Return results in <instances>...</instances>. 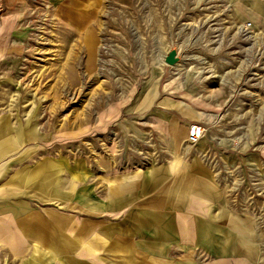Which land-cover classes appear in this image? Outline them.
<instances>
[{"label":"rangeland","instance_id":"rangeland-1","mask_svg":"<svg viewBox=\"0 0 264 264\" xmlns=\"http://www.w3.org/2000/svg\"><path fill=\"white\" fill-rule=\"evenodd\" d=\"M5 17L0 207L63 208L64 185L199 149L215 214L248 218L247 261L264 264V1L16 0ZM41 161L44 192L15 181Z\"/></svg>","mask_w":264,"mask_h":264},{"label":"crops","instance_id":"crops-1","mask_svg":"<svg viewBox=\"0 0 264 264\" xmlns=\"http://www.w3.org/2000/svg\"><path fill=\"white\" fill-rule=\"evenodd\" d=\"M15 1L0 0V104L5 28L11 24L2 19V3ZM194 150L171 147L158 160L95 177L90 186L64 183L56 195L63 208L43 212L2 200L0 264H249L254 251L247 240L248 218L215 214L223 194ZM53 169L41 161L20 170L15 181L44 192L49 181L42 177ZM86 172L81 168L79 176L86 178Z\"/></svg>","mask_w":264,"mask_h":264},{"label":"built area","instance_id":"built-area-1","mask_svg":"<svg viewBox=\"0 0 264 264\" xmlns=\"http://www.w3.org/2000/svg\"><path fill=\"white\" fill-rule=\"evenodd\" d=\"M203 127L199 123H192L187 132V141L190 144L196 143L202 136Z\"/></svg>","mask_w":264,"mask_h":264},{"label":"water","instance_id":"water-1","mask_svg":"<svg viewBox=\"0 0 264 264\" xmlns=\"http://www.w3.org/2000/svg\"><path fill=\"white\" fill-rule=\"evenodd\" d=\"M164 62L167 64H174L177 62V56H176V50L171 49L165 56H164Z\"/></svg>","mask_w":264,"mask_h":264}]
</instances>
